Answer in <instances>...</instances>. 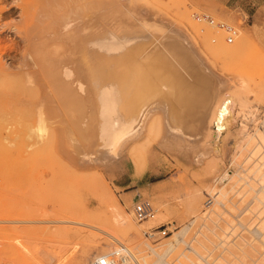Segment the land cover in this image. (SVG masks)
I'll return each instance as SVG.
<instances>
[{
    "label": "rangeland",
    "instance_id": "rangeland-1",
    "mask_svg": "<svg viewBox=\"0 0 264 264\" xmlns=\"http://www.w3.org/2000/svg\"><path fill=\"white\" fill-rule=\"evenodd\" d=\"M10 1L6 0V4L0 5H6V9L0 10V23L20 19L17 7L9 4ZM121 1L124 10L132 7L141 16L148 15L153 21L158 20L182 31L214 79L219 80L220 85H214L220 97L228 93L244 101L245 105L238 108V117L242 119L237 118L232 126L231 134L234 136L227 135L225 150L219 157L196 162L198 151L194 149L186 157L179 153L159 151L153 155L144 144L142 168L135 173L130 166L126 173H121L115 164H103L80 155L81 147L90 150L93 128L89 126L90 120L86 125L79 122L81 119L75 116L78 108H71L75 109L72 116L73 111L67 114L56 96L53 101L58 105L52 102V98L41 103L47 91L37 93L43 95L38 101L39 98L33 99L38 96L34 95L36 90L28 89V85L15 84L17 89L22 90L14 91L17 94L13 92L14 96L12 94L9 102H0V264H35L34 261H37L36 264H46L47 261L49 264H76V261L77 264H88L97 254H108L122 246L136 257L135 260L130 259L128 264H154L158 259L157 253L166 252L168 242L176 238V232L180 237L165 259L171 264H207L222 253L223 248L218 243L219 236L223 234L220 228L227 227L228 232L231 230L233 234L229 238L233 241H238L240 237L254 238L238 225L234 226L236 229L230 228L228 223L231 221L240 220L245 224L246 215L237 209L233 212L226 208L213 231L201 226L202 220L187 208V197L195 193L197 212H205L214 206L208 187L215 175L231 165L233 137L242 127L251 130L253 120L264 115V0ZM8 10L12 11L11 17L5 16ZM202 13L236 27L238 34L233 43L225 42L223 31L196 21L194 16ZM186 14H189L196 28L190 25ZM9 31L2 35L5 39L3 44L18 40ZM47 94L45 97L48 96V99L55 95ZM15 95L20 98L22 95V101ZM13 98L18 103H14ZM33 104H43V111L52 110L56 116L49 113L55 117H46L49 120L47 138L31 150L27 147V128L35 113ZM45 112V116H48ZM114 114H107L105 109L98 120L101 127L109 130L104 124L109 125ZM207 114L205 106L198 107L194 117L184 116L187 119L206 120ZM157 127L159 129V124H156ZM108 136L109 131L103 135L106 141ZM158 137L159 132L156 131L150 142L155 143ZM254 159L255 156H252L251 160ZM208 197L212 198V203L206 207L204 202ZM141 198L152 202L157 209L155 216L159 215V219L154 222H151L152 218L145 221L135 219L132 208ZM115 200L119 212L129 217L132 225L117 226L113 215ZM160 226L166 229L165 235L157 239L146 237V231ZM187 241L193 243L194 252L188 250ZM22 246L26 248L23 250L26 254L22 253ZM149 247L155 251L152 252ZM232 249L234 254L240 256L239 260L227 254V259L233 264H264V251L261 253L264 246L252 248L248 244L244 247V253L234 247ZM184 254L189 255L191 260Z\"/></svg>",
    "mask_w": 264,
    "mask_h": 264
},
{
    "label": "bare ground",
    "instance_id": "bare-ground-1",
    "mask_svg": "<svg viewBox=\"0 0 264 264\" xmlns=\"http://www.w3.org/2000/svg\"><path fill=\"white\" fill-rule=\"evenodd\" d=\"M0 1V5L6 2ZM120 1L11 0L9 4L17 7L20 19L0 23V102H9L14 91L22 90L15 84L28 85V89L37 91L35 94L32 91L34 95H38L40 90L42 94L51 91L55 95L49 99L45 97L46 92L45 100L43 95L32 97L39 98L38 101L43 97L41 103L48 102L50 98L55 102L53 100L57 97L67 114L75 110L71 108H78L75 116L81 119L79 122L86 125L90 120L89 126L93 128L90 150L81 147L80 155L103 164H115L121 173H126L130 166L135 173L142 168L144 144L153 155L159 151L186 157L194 149L198 151L196 162L219 157L226 146V137L234 136L231 128L239 118L238 108L245 105L244 101L228 93L220 97L214 85H220L219 80L214 79L182 31L158 20L153 21L148 15L141 16L132 7L124 10L125 4L122 8ZM5 4L0 6V10L6 9ZM10 10L5 13L6 17L12 16ZM186 17L196 28L189 14ZM9 30L18 40L3 44L5 39L2 35ZM13 99L15 103L16 99ZM54 104L58 105V102ZM205 106L208 109L206 120L185 118L194 117L198 107ZM32 107L35 113H31L33 118H30L27 128L28 149H34L36 144L45 141L47 118L56 116L52 110L43 111V104H33ZM105 109L107 114L115 112L109 125L103 123L109 130L98 122ZM45 111L55 116H45ZM253 122L251 130H246L243 125L245 128L239 129L237 136L233 137L231 165L215 175L208 187L214 206L205 212H197L195 193L187 197V208L202 220L201 226L213 231L226 208L233 212L237 209L246 215L245 224L240 220L231 221L228 223L230 228L236 229L234 226L238 225L254 236L233 241L231 230L220 228L223 234L219 236L218 243L223 248L222 253L207 264H233L227 259V254L240 260L233 247L244 253L248 244L252 248L264 246V115ZM156 124H159V129ZM108 131L106 141L103 135ZM156 131L159 137L152 143L150 139ZM75 143L80 147L77 141ZM252 156H255L254 161ZM101 184L104 185L103 181ZM117 205L115 200L113 215L117 226L132 225L131 219L120 213ZM152 219L151 222L156 221L159 215ZM179 235L176 232V238L168 242L166 252L157 253L158 259L154 264H171L165 258L176 246ZM194 240L200 243L197 237ZM187 247L189 251H195L190 241H187ZM21 248L23 253L25 247ZM149 249L155 251L153 247ZM128 251L129 260L125 264L136 259ZM99 255L104 254L96 256ZM184 256L191 260L189 255Z\"/></svg>",
    "mask_w": 264,
    "mask_h": 264
},
{
    "label": "built area",
    "instance_id": "built-area-1",
    "mask_svg": "<svg viewBox=\"0 0 264 264\" xmlns=\"http://www.w3.org/2000/svg\"><path fill=\"white\" fill-rule=\"evenodd\" d=\"M196 21L206 23L211 27L223 31L225 37L224 40L228 44H232L234 38L237 36V28L233 25L225 23L223 21H216L212 16L202 13L196 14ZM212 203V198L208 197L204 202L206 207H209ZM133 216L139 221H145L155 216V208L152 202L147 198H141L137 200L132 208ZM166 234V229L162 226L153 228L145 232V235L149 239H157L159 236ZM129 260V251L124 246L114 249L108 254L99 255L93 257L88 264H125Z\"/></svg>",
    "mask_w": 264,
    "mask_h": 264
}]
</instances>
